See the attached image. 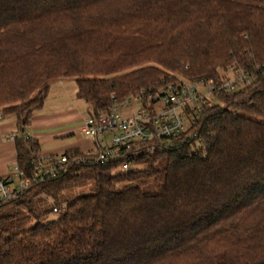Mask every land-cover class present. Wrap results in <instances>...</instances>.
Returning a JSON list of instances; mask_svg holds the SVG:
<instances>
[{"label": "trees", "instance_id": "1", "mask_svg": "<svg viewBox=\"0 0 264 264\" xmlns=\"http://www.w3.org/2000/svg\"><path fill=\"white\" fill-rule=\"evenodd\" d=\"M231 70L253 84L208 98L139 168L43 155L26 133L62 80L99 115L162 78ZM0 110L30 182L0 201V264H264V0H0ZM62 157L66 170L34 180ZM87 168L92 192L64 199Z\"/></svg>", "mask_w": 264, "mask_h": 264}, {"label": "built area", "instance_id": "2", "mask_svg": "<svg viewBox=\"0 0 264 264\" xmlns=\"http://www.w3.org/2000/svg\"><path fill=\"white\" fill-rule=\"evenodd\" d=\"M230 72L232 75L222 81L162 78L157 88L142 90L122 102L113 97V105L107 112L89 114L82 126L85 135L94 137L97 148L94 161L118 162L123 171L141 167L138 157L142 152H153L158 140L179 136L198 123L208 98L250 86L255 80V74L250 72ZM67 162L66 157L50 161L34 180L58 175L66 170ZM15 176L14 186L12 178L7 181L10 183L0 182V201L16 198L30 186L18 172Z\"/></svg>", "mask_w": 264, "mask_h": 264}, {"label": "rangeland", "instance_id": "3", "mask_svg": "<svg viewBox=\"0 0 264 264\" xmlns=\"http://www.w3.org/2000/svg\"><path fill=\"white\" fill-rule=\"evenodd\" d=\"M229 76L232 75L231 72L228 73ZM66 81L65 88L61 89L62 86L59 85L53 89H51L47 103L45 104L46 108H52L54 105H58V108L61 106H67L68 104L74 103V105L78 102L82 111L89 115V106L82 99H78L77 97V82L75 78H69ZM55 84V83H54ZM60 88L61 92H64V96H59L60 99L57 98L55 91H58ZM134 112L137 110V107L133 109ZM130 111H126L125 113H129ZM0 181L2 178H6L8 176L16 177L17 174V163H16V151H15V141L14 137L16 135H20L16 123V118L13 115L3 116L0 110ZM85 122V119L82 121L80 126V130L78 128V137L81 141H83V148L85 149H94L96 151V145L94 146V137L85 135L82 132V126ZM29 130V129H28ZM30 131V130H29ZM51 140V139H50ZM49 141L47 139H43V142ZM87 144V145H86ZM83 175L75 184V186L68 191H66L63 195L64 199H72L81 195H87L92 192V187L94 185V179L91 173V169L87 168L82 171ZM48 203V202H47ZM51 219L56 218L55 214H52Z\"/></svg>", "mask_w": 264, "mask_h": 264}, {"label": "crops", "instance_id": "4", "mask_svg": "<svg viewBox=\"0 0 264 264\" xmlns=\"http://www.w3.org/2000/svg\"><path fill=\"white\" fill-rule=\"evenodd\" d=\"M65 84V80L56 82L51 86V89L58 85L59 87L62 86L61 89H63L65 88ZM55 93L58 99H60L59 96H64V92H61L60 88ZM46 103L47 99L45 101ZM45 104L41 109L36 111L31 124L26 130L28 135L39 141L41 154L61 155L65 151L73 148H78L85 152L94 151L91 148H83V141L78 137V128L80 130L82 121L87 117V114L82 111L78 102L75 105L72 103L67 106H61L60 108H58V105H54L52 108H46ZM43 139L49 141L43 142ZM93 145H96L95 141Z\"/></svg>", "mask_w": 264, "mask_h": 264}]
</instances>
